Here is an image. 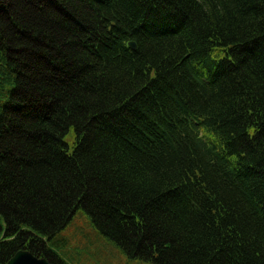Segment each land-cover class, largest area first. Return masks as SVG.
I'll return each instance as SVG.
<instances>
[{"label": "trees", "instance_id": "trees-1", "mask_svg": "<svg viewBox=\"0 0 264 264\" xmlns=\"http://www.w3.org/2000/svg\"><path fill=\"white\" fill-rule=\"evenodd\" d=\"M80 209L133 260L264 264V0H0V264H62Z\"/></svg>", "mask_w": 264, "mask_h": 264}, {"label": "rangeland", "instance_id": "rangeland-1", "mask_svg": "<svg viewBox=\"0 0 264 264\" xmlns=\"http://www.w3.org/2000/svg\"><path fill=\"white\" fill-rule=\"evenodd\" d=\"M59 239L66 245L58 252L68 264H153L130 260L99 233L83 210L78 211Z\"/></svg>", "mask_w": 264, "mask_h": 264}, {"label": "water", "instance_id": "water-1", "mask_svg": "<svg viewBox=\"0 0 264 264\" xmlns=\"http://www.w3.org/2000/svg\"><path fill=\"white\" fill-rule=\"evenodd\" d=\"M134 47V44H131ZM10 264H46L45 262H38L33 259L29 254H19L17 258Z\"/></svg>", "mask_w": 264, "mask_h": 264}]
</instances>
